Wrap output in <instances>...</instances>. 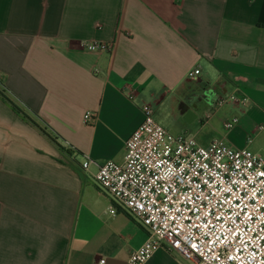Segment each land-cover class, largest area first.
Here are the masks:
<instances>
[{
  "label": "crops",
  "instance_id": "0c3cea01",
  "mask_svg": "<svg viewBox=\"0 0 264 264\" xmlns=\"http://www.w3.org/2000/svg\"><path fill=\"white\" fill-rule=\"evenodd\" d=\"M235 90L245 106L214 110L233 127L200 123ZM0 92L28 118L0 96V264H126L146 232L95 184L96 165L123 161L144 107L198 144L241 148L250 136L260 154L264 0H0ZM177 258L158 248L143 264Z\"/></svg>",
  "mask_w": 264,
  "mask_h": 264
},
{
  "label": "built area",
  "instance_id": "2783aa9c",
  "mask_svg": "<svg viewBox=\"0 0 264 264\" xmlns=\"http://www.w3.org/2000/svg\"><path fill=\"white\" fill-rule=\"evenodd\" d=\"M79 46L104 49L95 42ZM247 101L235 90L218 95L215 106ZM142 114L124 142L123 161L96 165L93 175L112 204L146 232L126 264H143L158 248L177 255L180 264H264V158L249 148L252 138L241 148L219 138L202 146L162 127L150 107ZM96 119L89 111L82 116L86 124ZM236 122L232 117L223 125L230 129ZM79 165L86 170L94 162L83 156Z\"/></svg>",
  "mask_w": 264,
  "mask_h": 264
},
{
  "label": "rangeland",
  "instance_id": "374dc122",
  "mask_svg": "<svg viewBox=\"0 0 264 264\" xmlns=\"http://www.w3.org/2000/svg\"><path fill=\"white\" fill-rule=\"evenodd\" d=\"M229 107H232L231 104H225V105H222L221 107L214 106V108H211L209 106H203L202 109L199 110L200 123L203 124L207 120V123H209V127H211V129H215L219 133H223L224 131H226V129L223 127L222 121L219 120L218 118V116L220 115V111L218 113H214L215 112L214 110L216 108L220 110H225V109L227 110ZM171 116H172L171 114H168V117H165L164 112H159V111L157 112V110H154L152 114V117L154 118V120L157 121L162 127L167 129L171 133L180 134L181 132L175 133L170 129L172 127V122L174 121V118ZM200 123L198 121V125H200ZM183 133H186V132H183ZM186 134L191 135V133L190 134L186 133ZM201 137H203V132H200V136L198 137L199 140L201 139ZM200 145L206 146L208 144L201 143ZM260 155L264 158V150L260 153Z\"/></svg>",
  "mask_w": 264,
  "mask_h": 264
},
{
  "label": "trees",
  "instance_id": "16d2710c",
  "mask_svg": "<svg viewBox=\"0 0 264 264\" xmlns=\"http://www.w3.org/2000/svg\"><path fill=\"white\" fill-rule=\"evenodd\" d=\"M0 96L5 100L7 101L10 106L12 107V109L17 113L19 114L20 116H22V118H24L25 120H28V118L26 117V115L24 113H22L19 108L12 102L10 101L8 98H6L1 92H0Z\"/></svg>",
  "mask_w": 264,
  "mask_h": 264
},
{
  "label": "water",
  "instance_id": "95a60500",
  "mask_svg": "<svg viewBox=\"0 0 264 264\" xmlns=\"http://www.w3.org/2000/svg\"><path fill=\"white\" fill-rule=\"evenodd\" d=\"M204 92L207 95V97H203L204 99L207 98V100L211 101L214 98V94L210 89L205 90Z\"/></svg>",
  "mask_w": 264,
  "mask_h": 264
},
{
  "label": "flooded vegetation",
  "instance_id": "af4514ba",
  "mask_svg": "<svg viewBox=\"0 0 264 264\" xmlns=\"http://www.w3.org/2000/svg\"><path fill=\"white\" fill-rule=\"evenodd\" d=\"M204 91H205V90L202 91L201 96H202V97H207V95L205 94Z\"/></svg>",
  "mask_w": 264,
  "mask_h": 264
}]
</instances>
